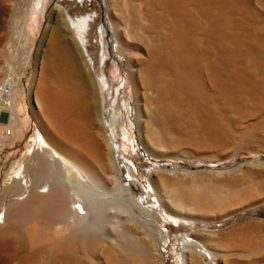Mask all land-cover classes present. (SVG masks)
Wrapping results in <instances>:
<instances>
[{
  "label": "bare ground",
  "instance_id": "6f19581e",
  "mask_svg": "<svg viewBox=\"0 0 264 264\" xmlns=\"http://www.w3.org/2000/svg\"><path fill=\"white\" fill-rule=\"evenodd\" d=\"M21 1L2 5L0 23ZM103 2L128 68L132 127L156 161L148 189L117 157L123 116L103 109L110 82L89 52L93 18L29 0L13 28L21 42L38 29L32 97L38 109L48 96L50 133L64 142L37 128L24 152L42 150L40 166L22 157L4 173L0 264H165L166 249L178 264H264L263 217L221 231L204 224L264 202V0ZM98 31L104 53L107 30ZM12 65L0 80L15 75ZM14 78L0 123L10 145L24 119ZM163 214L191 225L165 230Z\"/></svg>",
  "mask_w": 264,
  "mask_h": 264
},
{
  "label": "rangeland",
  "instance_id": "374dc122",
  "mask_svg": "<svg viewBox=\"0 0 264 264\" xmlns=\"http://www.w3.org/2000/svg\"><path fill=\"white\" fill-rule=\"evenodd\" d=\"M22 1L17 4V7L21 8L20 11L15 12V10L12 9L7 15L5 21H3V24L2 22L0 23V30H1L0 40L1 37L2 38L4 37L3 41L1 40V45L4 48L3 49L4 53L0 62V65L2 66V68L0 69V79L4 77L5 73H8L7 65L10 63L13 64L12 66L15 72L14 73L15 75L13 77H15L14 78L15 80H18L17 88H18L19 97L20 96L22 97L24 106H26V103H29L28 107L32 114L31 122L34 123V128L38 127L47 132L48 131L53 132L52 129L54 126L52 127L50 120V117L52 115V110L50 107V103H48L47 101V99L49 98H46L45 100V97L48 96L46 95L41 96L42 98L44 97L43 98L44 101L42 99L43 103L41 102L42 103L41 108L37 109L36 105L32 104L33 101L32 91L34 90V84L39 78L35 72V67H36L35 55H36V50L38 48V38H39V32L37 31L38 29L35 26V29L29 32L30 38L28 39V41L21 42L20 37L18 36L19 35L17 32L18 30L13 28V21L16 18L23 16V14H26L27 11L26 4L29 0H25V1L22 0ZM6 2L8 4H11L12 0L11 2L10 0H6V1L0 0V8H2L3 4L7 5ZM57 2L61 3L69 11V13L74 16L88 15L90 19L93 18L92 29L88 35L89 52L94 58L95 68L96 71L99 73L101 79L110 82V85L107 86L105 85L104 88L103 109L119 110L121 111L123 116V120L119 119L117 122V127H118L117 157L122 165L125 163L128 165H132L135 168L136 170L135 172L137 175L135 174L134 179L137 182L141 183L146 189H148L147 174L149 170L153 167V165L156 164V161L143 151L139 143V140L137 138L136 129L134 126L132 127V121L134 119L133 116L134 109L131 106L133 97H132V89L130 85L128 68L124 58L119 56L115 51V38L112 33L110 23L106 17L105 4L103 0H85L83 2L79 0H75V1L65 0L64 2L63 0H53V4ZM31 14L34 15L33 10L31 11ZM1 24L3 26H1ZM100 26H102L104 30L105 29L107 30L106 41H105L106 47L104 53L101 46V40L98 31ZM2 27H4L5 30L4 28L2 29ZM29 51H31L30 54ZM19 77H23V78L18 79ZM75 110H76L75 112H77L79 115L83 113L79 110V108H76ZM49 111H50V115L48 113ZM47 116L49 118H47ZM7 119H8L7 115L4 114L0 119V123L1 122L5 123L6 121H8ZM83 125L84 124L82 123L80 129H83L82 128ZM123 128L127 130V133H124ZM32 131L33 129L30 128V125H27L24 133L18 135L16 140L11 143L10 147L0 154L1 186L4 184V173L12 165H16V163L20 160V158L24 157L26 159L25 160L26 162L32 159V161H34L35 164L32 163L27 164L28 167H31V169L38 168L40 166L41 157H43L42 155L44 154L42 150L35 151L37 154L36 156H34L35 159L34 157L30 158L29 156H27L28 154L24 152L26 148L25 143L27 140L30 139V136H32L33 134ZM82 131H80L81 134L79 133L81 135V138L79 137L81 142V143L79 142L80 146L85 145L84 144L85 140L83 139L85 129H83ZM46 134L49 135L47 137L50 138L51 144L53 145H55V139H57V141L61 139V143L64 142L63 138L58 139V137L56 136L57 137L56 138L53 134L50 133H46ZM61 143L59 140V144ZM79 152L81 153V151ZM136 152H138V154ZM36 159L37 161L40 159L39 164L38 162H35ZM168 163L169 162L166 160L160 161V165L162 166ZM192 168L193 167L191 166V169ZM208 168L212 169V167L209 166ZM216 168L224 170L225 168H227V166H225L224 164H219L214 169ZM253 215L254 216L260 215L261 217L264 218V202L258 204V206L256 207L252 206L245 210H240L236 214L233 215L228 214L223 218H219V220L218 219L215 220L212 224L209 223L208 224L204 223V224L210 225L208 227L210 229H213L214 231H218V230L221 231L228 229L229 227L234 226L238 223H241L246 219L252 217ZM163 216L165 217L163 218L162 225L165 230L167 229L170 230L171 226L177 228L180 226H186L187 229H189V226L191 225L190 223L184 224L182 221H179L177 225L174 224L172 221H170L168 218H166L165 214H163ZM199 224L198 225L200 227L201 225H203L202 222H200ZM199 226L195 229H199L200 228ZM181 230L182 229H179L178 231ZM165 264H178L177 255L170 249H166L165 251Z\"/></svg>",
  "mask_w": 264,
  "mask_h": 264
},
{
  "label": "built area",
  "instance_id": "2783aa9c",
  "mask_svg": "<svg viewBox=\"0 0 264 264\" xmlns=\"http://www.w3.org/2000/svg\"><path fill=\"white\" fill-rule=\"evenodd\" d=\"M13 90V77L8 75L6 78L0 80V119L6 114L5 105L7 104V98L10 96ZM11 131L4 124H0V154L10 147Z\"/></svg>",
  "mask_w": 264,
  "mask_h": 264
},
{
  "label": "crops",
  "instance_id": "0c3cea01",
  "mask_svg": "<svg viewBox=\"0 0 264 264\" xmlns=\"http://www.w3.org/2000/svg\"><path fill=\"white\" fill-rule=\"evenodd\" d=\"M78 100V99H77ZM20 101H21V104H22V110L21 111H19V116H20V118H22L21 116H22V114H23V117H24V119H23V122H22V120L20 119V121H21V123H19V128L21 129V133H24V131H25V129H26V126L27 125H30V128H32L33 129V131H36L37 130V128L38 127H35L34 128V123L33 122H31V119H32V114H31V111L29 110V107H28V105H29V103H26V106H24L23 105V99H22V97L20 96ZM32 104L34 105L35 103H34V101H32ZM35 107V106H34ZM77 113V112H76ZM79 114L77 113V116H78ZM80 116V115H79ZM42 130V129H41ZM32 131V132H33ZM42 132H44V134L45 135H47L46 133H50L49 131L47 132V131H45V130H42ZM34 133V132H33ZM51 134V133H50ZM47 136H49V135H47ZM50 139V138H49ZM27 143H28V140L26 141V143H25V145L27 146ZM82 145V144H81ZM25 146V147H26Z\"/></svg>",
  "mask_w": 264,
  "mask_h": 264
},
{
  "label": "trees",
  "instance_id": "16d2710c",
  "mask_svg": "<svg viewBox=\"0 0 264 264\" xmlns=\"http://www.w3.org/2000/svg\"><path fill=\"white\" fill-rule=\"evenodd\" d=\"M138 154V152H136Z\"/></svg>",
  "mask_w": 264,
  "mask_h": 264
}]
</instances>
